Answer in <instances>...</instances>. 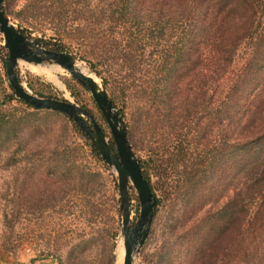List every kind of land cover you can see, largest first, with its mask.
I'll return each instance as SVG.
<instances>
[{
	"label": "trees",
	"instance_id": "16d2710c",
	"mask_svg": "<svg viewBox=\"0 0 264 264\" xmlns=\"http://www.w3.org/2000/svg\"><path fill=\"white\" fill-rule=\"evenodd\" d=\"M117 20L140 26L137 33L124 35L123 52L138 58L137 72L142 58L148 77L142 82V74L131 78L129 73L120 88L123 117L129 114L132 121L125 122L130 147L136 143L134 131H146V126L153 131L160 115L163 130L176 138L170 151L160 141L150 147L148 160L135 155L155 198L152 219L160 202L154 185L173 199L186 195L180 219L196 216L198 229L190 235L198 243L196 264H216L220 252L221 264H264V0H119ZM37 40L45 48L65 50L60 42ZM6 55L0 45L8 88L0 94V133L12 123L2 114L4 104L17 101L32 108L7 82ZM88 66L116 107L107 78L92 62ZM145 92L148 101L142 99ZM68 120L92 155L106 164ZM188 207L194 213H186Z\"/></svg>",
	"mask_w": 264,
	"mask_h": 264
},
{
	"label": "rangeland",
	"instance_id": "374dc122",
	"mask_svg": "<svg viewBox=\"0 0 264 264\" xmlns=\"http://www.w3.org/2000/svg\"><path fill=\"white\" fill-rule=\"evenodd\" d=\"M118 2L4 0L3 8L10 21L26 29L30 38L62 43L64 51L72 54L102 88L100 79L89 70L88 62H92L107 78L108 95L114 99L115 109L122 111L119 114L125 125L132 121L127 120L129 114L123 117V78L129 73L131 78L142 74L145 82L148 77L143 59L137 72L134 65L138 58L123 52L124 35L137 33L140 26H123V21L117 20ZM2 42L0 34V45ZM14 69L28 92L63 98L87 109L111 142L89 91L66 69L51 60L32 63L22 59H17ZM2 75L0 62V94L8 91ZM142 99L150 97L145 92ZM2 111L12 123L0 133V264H38L47 259L56 264H121L123 236L114 168L92 155L87 142L63 114L27 108L17 101L4 104ZM157 120L153 131L147 126L146 131H134V156L148 160L150 147L160 141H165L168 151L175 145L171 130L162 128L164 118L160 115ZM148 163L154 184L155 175ZM161 190L154 185L160 202L146 238L132 251V264H196L198 243H192L190 237L198 229L193 223L196 216L181 220V201L186 195L173 199L172 193ZM128 191L132 226L138 202L130 183ZM191 210L188 207L186 213ZM132 239L136 245V238ZM217 258L216 264H221V252Z\"/></svg>",
	"mask_w": 264,
	"mask_h": 264
},
{
	"label": "water",
	"instance_id": "95a60500",
	"mask_svg": "<svg viewBox=\"0 0 264 264\" xmlns=\"http://www.w3.org/2000/svg\"><path fill=\"white\" fill-rule=\"evenodd\" d=\"M0 34L2 46L6 50L4 66L6 79L13 93L32 108L60 112L72 120L81 129L99 156L116 172V185L119 195L120 230L123 236V254L121 264H132V251L137 249L147 236L155 207L147 180L143 178L138 160L128 142L126 127L121 116L101 86L88 75L81 73L75 66L77 59L65 51H55L43 47L28 34H22L5 15L3 0H0ZM17 59L26 62L40 63L51 60L66 69L71 76L82 84L101 113L111 135V145L105 139L100 126L89 111L69 101L53 97H40L23 88L15 77L13 67ZM129 183L135 190L138 202V214L130 226ZM137 234L136 245L132 235Z\"/></svg>",
	"mask_w": 264,
	"mask_h": 264
},
{
	"label": "bare ground",
	"instance_id": "6f19581e",
	"mask_svg": "<svg viewBox=\"0 0 264 264\" xmlns=\"http://www.w3.org/2000/svg\"><path fill=\"white\" fill-rule=\"evenodd\" d=\"M80 65L86 70V68H85L82 64H80V63H78V62L75 63L76 68H77L81 73L90 76L91 78H93V80H94L95 82H97L96 78H95L90 72H88L87 70H86V71H83V68H82Z\"/></svg>",
	"mask_w": 264,
	"mask_h": 264
},
{
	"label": "crops",
	"instance_id": "0c3cea01",
	"mask_svg": "<svg viewBox=\"0 0 264 264\" xmlns=\"http://www.w3.org/2000/svg\"><path fill=\"white\" fill-rule=\"evenodd\" d=\"M38 264H56L55 262H53L52 260H50V259H47V260H45V261H42V262H38Z\"/></svg>",
	"mask_w": 264,
	"mask_h": 264
},
{
	"label": "flooded vegetation",
	"instance_id": "af4514ba",
	"mask_svg": "<svg viewBox=\"0 0 264 264\" xmlns=\"http://www.w3.org/2000/svg\"><path fill=\"white\" fill-rule=\"evenodd\" d=\"M131 237H133V238H137V234H133Z\"/></svg>",
	"mask_w": 264,
	"mask_h": 264
}]
</instances>
